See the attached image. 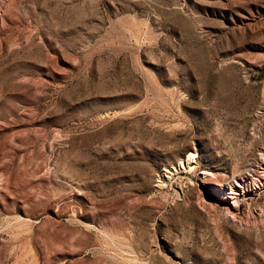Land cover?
Here are the masks:
<instances>
[{"label": "rangeland", "instance_id": "obj_1", "mask_svg": "<svg viewBox=\"0 0 264 264\" xmlns=\"http://www.w3.org/2000/svg\"><path fill=\"white\" fill-rule=\"evenodd\" d=\"M0 264H264V0H0Z\"/></svg>", "mask_w": 264, "mask_h": 264}, {"label": "bare ground", "instance_id": "obj_2", "mask_svg": "<svg viewBox=\"0 0 264 264\" xmlns=\"http://www.w3.org/2000/svg\"><path fill=\"white\" fill-rule=\"evenodd\" d=\"M236 194V193H235Z\"/></svg>", "mask_w": 264, "mask_h": 264}]
</instances>
